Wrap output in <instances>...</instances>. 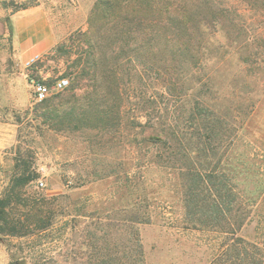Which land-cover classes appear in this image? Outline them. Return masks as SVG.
Masks as SVG:
<instances>
[{
    "label": "rangeland",
    "instance_id": "rangeland-1",
    "mask_svg": "<svg viewBox=\"0 0 264 264\" xmlns=\"http://www.w3.org/2000/svg\"><path fill=\"white\" fill-rule=\"evenodd\" d=\"M95 2L0 0V121L14 127L0 194L8 201L0 264H247L246 257L237 262L231 245L237 210L238 234L264 240V64L229 58L195 71L165 53L143 68L122 62L115 99L105 97L101 80L85 78L70 93L103 107L66 112L60 103L73 87L66 75L76 57L55 48L87 29ZM262 16L250 13L253 29ZM19 28L34 37L31 54L44 59L29 71L22 66L29 54L16 45ZM166 62L180 73L163 74ZM38 71L68 79L47 98L55 111L31 98L28 76ZM195 102L208 119L194 129L199 136L191 143L200 141L193 159L167 157L160 127L184 121ZM192 163L201 169L197 215L187 175ZM22 170L35 177L24 186Z\"/></svg>",
    "mask_w": 264,
    "mask_h": 264
},
{
    "label": "trees",
    "instance_id": "trees-1",
    "mask_svg": "<svg viewBox=\"0 0 264 264\" xmlns=\"http://www.w3.org/2000/svg\"><path fill=\"white\" fill-rule=\"evenodd\" d=\"M254 10L264 12V0H96L87 20V29L76 30L55 48L68 58L70 53L76 57L66 75L73 87L60 106L68 108L64 109L68 110L66 112L103 107L84 104V99L78 101L70 92L81 80L95 77L106 84L105 97L109 95L115 99L117 92L112 86L121 63H134L143 68L155 54L165 53L162 57L170 61L179 59L181 64H187L195 71L203 68L205 61L222 63L229 58L244 66L264 64V16L258 21L261 26L253 29V19L249 15ZM258 58H261L259 62ZM163 64L167 69L161 72L165 75L176 76L181 71L176 66L167 67V62ZM107 84L112 90L108 91ZM99 92L102 94L104 90ZM42 103L49 104L46 108L55 111L52 101L46 99ZM187 114L184 121H167L168 124L163 123L158 131V136L164 135L159 142L166 148L167 157L189 161L193 159L192 148L198 149L200 139L194 144L191 141L199 136L194 129L199 131L202 121L208 119L207 111L195 102ZM190 167L187 175L192 179L191 211L197 215L203 204L196 183L201 169L197 163ZM25 172L22 170L18 178L20 186L35 178L25 177ZM7 205L8 201L0 198L1 220H4ZM215 212L219 215L216 209ZM235 215L237 226L231 247L237 262L246 257L247 264H264V240L256 242L240 236L243 212L237 210Z\"/></svg>",
    "mask_w": 264,
    "mask_h": 264
},
{
    "label": "built area",
    "instance_id": "built-area-1",
    "mask_svg": "<svg viewBox=\"0 0 264 264\" xmlns=\"http://www.w3.org/2000/svg\"><path fill=\"white\" fill-rule=\"evenodd\" d=\"M43 55L36 53L27 57L22 66L29 71L34 69L39 63H43ZM28 85L30 87L31 98L35 102H42L49 98L55 92H61L69 85L68 79L57 76L52 79L48 74L43 75L38 71L37 75L28 76Z\"/></svg>",
    "mask_w": 264,
    "mask_h": 264
},
{
    "label": "crops",
    "instance_id": "crops-1",
    "mask_svg": "<svg viewBox=\"0 0 264 264\" xmlns=\"http://www.w3.org/2000/svg\"><path fill=\"white\" fill-rule=\"evenodd\" d=\"M29 28L27 27V30ZM26 30V31H27ZM20 31V28H19ZM21 33L17 31L15 34L16 45L18 47V51L23 53V56H29L36 54L37 49L34 48V37L30 35L28 32ZM28 56V57H29ZM6 101L8 102V96L6 97ZM15 104H21L20 101H16ZM14 139V127L11 123L6 121H0V194L2 190V176H3V168L5 162L6 149L9 147Z\"/></svg>",
    "mask_w": 264,
    "mask_h": 264
}]
</instances>
